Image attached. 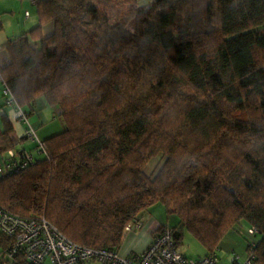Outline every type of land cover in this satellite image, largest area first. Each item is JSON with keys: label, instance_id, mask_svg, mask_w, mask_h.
Listing matches in <instances>:
<instances>
[{"label": "trees", "instance_id": "trees-1", "mask_svg": "<svg viewBox=\"0 0 264 264\" xmlns=\"http://www.w3.org/2000/svg\"><path fill=\"white\" fill-rule=\"evenodd\" d=\"M37 16L4 45L0 76L27 115L40 98L57 107L63 130L44 140L48 158L29 151L33 166L0 179V206L114 249L159 204L177 220L158 230L208 254L255 228L248 253L264 264V0H44ZM2 123L4 157L15 140ZM12 241L0 233V252Z\"/></svg>", "mask_w": 264, "mask_h": 264}, {"label": "built area", "instance_id": "built-area-1", "mask_svg": "<svg viewBox=\"0 0 264 264\" xmlns=\"http://www.w3.org/2000/svg\"><path fill=\"white\" fill-rule=\"evenodd\" d=\"M35 3V0H31ZM7 103L19 110V119L26 124L24 136L36 145V152L44 158L49 157V149L40 140L36 131L28 122V115L17 105L9 90ZM36 158L27 150L17 152L9 150L0 163V179L13 175L32 166ZM140 218L127 225L129 232L133 227H140ZM250 234L257 235L255 228L250 227ZM0 233L12 238V245L0 252V261L14 264L17 257H22L29 264H218L217 251L201 258L190 260L177 244L171 228L165 227L152 236L150 245L141 253L123 255L120 248H88L73 242L63 235L44 216L24 219L0 206ZM254 254L250 251L245 260L234 257L231 264H253Z\"/></svg>", "mask_w": 264, "mask_h": 264}, {"label": "crops", "instance_id": "crops-1", "mask_svg": "<svg viewBox=\"0 0 264 264\" xmlns=\"http://www.w3.org/2000/svg\"><path fill=\"white\" fill-rule=\"evenodd\" d=\"M41 1L44 0H35V3H32L31 0H0V67L6 65L8 59L7 53L3 49L4 45L38 26L37 3ZM51 31L52 25L46 24L43 26L42 34L48 35ZM7 99L8 96L5 94V85L0 76V129H3L2 119L6 118L14 130L12 135L15 140V148L13 150L21 152L22 149H26L39 159L40 157L35 152V143L24 136L26 124L20 121L19 110L15 106L9 105ZM21 110L25 112L27 108H21ZM35 114H37V102L33 114L28 115V122L42 140H46L63 130V125L57 118L53 117L51 120L50 118H44V120H42L43 118L41 117H39L38 120L36 118H31V116ZM2 158L3 156L0 155V162ZM142 215L144 219L143 228L127 234L124 238L123 244L120 247V250H123L122 253L124 254L130 251L132 246L139 248H136V250L139 251L138 253L143 252L150 245L154 232L153 230L155 228L160 225L171 227L176 222L175 220L172 224H169V222L163 220V217L157 219L151 216L150 212L146 215ZM241 232L242 231H229L224 237L217 252L218 264L233 263L235 256L240 258L248 255L249 244L252 242L255 243L257 240L252 242L247 240L245 244L241 238ZM248 233L250 234L249 231ZM128 241H130L129 244ZM195 241L197 242L195 238L193 239L191 235L186 233L181 244L184 255L190 260H195L208 254V251L204 247H202V252H197L195 254L192 250V246L197 248L195 245L196 243H194ZM227 251L229 253L231 252V256H229L228 260H226L225 255H222L223 252L228 253Z\"/></svg>", "mask_w": 264, "mask_h": 264}, {"label": "rangeland", "instance_id": "rangeland-1", "mask_svg": "<svg viewBox=\"0 0 264 264\" xmlns=\"http://www.w3.org/2000/svg\"><path fill=\"white\" fill-rule=\"evenodd\" d=\"M153 0H140V5H146V4H149L150 2H152ZM57 110H58V108L57 107H54V108H50V107H48L47 105H46V102H45V100L43 99V98H40V99H38V102H37V114H35V115H33V116H31V118H36L37 120H38V118L39 117H41V118H43L42 120H44V118H50V120H51V118H53V117H57L56 116V113L55 112H57ZM58 119V118H57ZM58 121L60 122V123H62L61 122V120H59L58 119ZM62 125H63V123H62ZM39 137V136H38ZM40 140H41V138H40ZM164 158L161 156V155H157V156H155V157H153L149 162H147L146 163V165H145V167H144V172L147 174V175H149V176H154L159 170H160V168H161V166L163 165V163H164ZM36 163V162H35ZM34 163V164H35ZM33 164V165H34ZM32 165V166H33ZM31 167V166H30ZM150 212V214H151V216H154V217H156L157 219H161L162 217H163V220H165V222H169V224H172V222H174L175 220H177V217L176 216H170V217H167L166 216V214H165V212H164V208L161 206V205H159V204H157V205H155V206H153L152 208H150V210L149 211H146V212H144V214L146 215V214H148ZM140 219V221H141V224H140V227L138 228V226L137 227H133V229L131 230V231H129V232H127L126 230L124 231V238H125V236L127 235V234H129V233H131V232H133V231H137V230H140L141 228H143V225H144V219H143V215L142 216H140L139 217ZM137 219V218H136ZM167 226V225H166ZM158 228H159V226L157 227V228H155L153 231V234H155L156 232H158V231H160L161 229H163V228H165V227H162L160 230H158ZM237 229H239V231H242L240 234L242 235L241 236V238H242V240L245 242V244L247 243V240L249 241V242H252V241H255V240H259L260 239V236H258V235H255V234H249L248 233V231L250 230V228H249V226L248 225H246V224H244L242 227H240V228H238L237 227ZM233 231H235V230H233ZM190 235V234H189ZM189 237V236H188ZM192 237V236H191ZM193 238V237H192ZM194 239V238H193ZM123 241H124V239H123ZM248 242V243H249ZM130 243V241H128V244ZM194 243H196L195 245L197 246V248H195V247H193L192 246V250H193V252L196 254L197 252H202L201 250L203 249L202 247V245L197 241H195ZM201 245H199V244ZM253 243V242H252ZM123 244V243H122ZM122 246V245H121ZM136 248H138V247H136V246H132L131 248H130V251H128V252H126V254H124V253H122V251H121V253L123 254V255H126V256H129V255H135V254H137L139 251H137L136 250ZM139 249V248H138ZM130 252V253H129ZM228 252V251H227ZM219 253H221V252H219ZM222 255H225L226 256V260H228V258H229V256H231V252L229 253H226V252H223L222 253ZM247 257V256H246ZM246 257H240L241 259L240 260H245V258ZM220 264V263H219ZM225 264H231V263H225Z\"/></svg>", "mask_w": 264, "mask_h": 264}]
</instances>
